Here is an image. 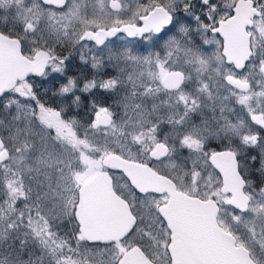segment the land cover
<instances>
[{
	"label": "snow or ice",
	"instance_id": "snow-or-ice-1",
	"mask_svg": "<svg viewBox=\"0 0 264 264\" xmlns=\"http://www.w3.org/2000/svg\"><path fill=\"white\" fill-rule=\"evenodd\" d=\"M0 264H264V0H0Z\"/></svg>",
	"mask_w": 264,
	"mask_h": 264
},
{
	"label": "trees",
	"instance_id": "trees-1",
	"mask_svg": "<svg viewBox=\"0 0 264 264\" xmlns=\"http://www.w3.org/2000/svg\"><path fill=\"white\" fill-rule=\"evenodd\" d=\"M64 54H67V50H64ZM81 71H83L86 75H90L89 71L87 69H84V67L83 68L80 67L79 59L77 57L76 60L73 62V64L70 66L69 74L79 75L81 73ZM37 80H39V79H37Z\"/></svg>",
	"mask_w": 264,
	"mask_h": 264
},
{
	"label": "flooded vegetation",
	"instance_id": "flooded-vegetation-1",
	"mask_svg": "<svg viewBox=\"0 0 264 264\" xmlns=\"http://www.w3.org/2000/svg\"><path fill=\"white\" fill-rule=\"evenodd\" d=\"M145 2H146V1H145ZM79 65H80V62H79ZM80 67H81V68H83V66H82V65H80ZM89 74L91 75V73H90V72H89ZM36 79H39V78H36Z\"/></svg>",
	"mask_w": 264,
	"mask_h": 264
},
{
	"label": "rangeland",
	"instance_id": "rangeland-1",
	"mask_svg": "<svg viewBox=\"0 0 264 264\" xmlns=\"http://www.w3.org/2000/svg\"><path fill=\"white\" fill-rule=\"evenodd\" d=\"M146 1V0H145Z\"/></svg>",
	"mask_w": 264,
	"mask_h": 264
}]
</instances>
